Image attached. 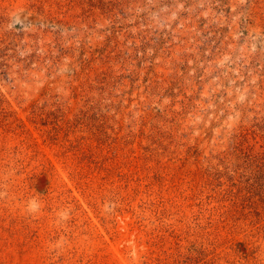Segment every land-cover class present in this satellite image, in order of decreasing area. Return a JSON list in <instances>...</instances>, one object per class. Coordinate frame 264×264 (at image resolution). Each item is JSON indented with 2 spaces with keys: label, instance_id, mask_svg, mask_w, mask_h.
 Wrapping results in <instances>:
<instances>
[{
  "label": "rangeland",
  "instance_id": "obj_1",
  "mask_svg": "<svg viewBox=\"0 0 264 264\" xmlns=\"http://www.w3.org/2000/svg\"><path fill=\"white\" fill-rule=\"evenodd\" d=\"M0 192V264H264V0H0Z\"/></svg>",
  "mask_w": 264,
  "mask_h": 264
},
{
  "label": "clouds",
  "instance_id": "obj_2",
  "mask_svg": "<svg viewBox=\"0 0 264 264\" xmlns=\"http://www.w3.org/2000/svg\"><path fill=\"white\" fill-rule=\"evenodd\" d=\"M5 193L0 192V198H3ZM25 211L30 216H36L41 211V203L35 197L30 198L25 205ZM70 217V212L65 209H61L57 213V219L60 222H66Z\"/></svg>",
  "mask_w": 264,
  "mask_h": 264
}]
</instances>
